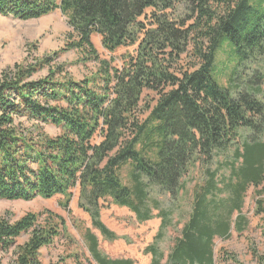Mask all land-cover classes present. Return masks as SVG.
<instances>
[{
	"label": "trees",
	"instance_id": "16d2710c",
	"mask_svg": "<svg viewBox=\"0 0 264 264\" xmlns=\"http://www.w3.org/2000/svg\"><path fill=\"white\" fill-rule=\"evenodd\" d=\"M56 10L68 20V50L99 68L83 81L56 80L53 73L35 80L49 60L1 74L0 201L62 196L68 211L80 188L79 206L105 240L120 239L102 220V202L111 201L139 223L162 219L145 251L150 264H216L215 240L230 238L233 228L244 232L246 193L264 185V0H0L1 17L23 21ZM95 35L110 54L138 45L137 55L113 67L100 59ZM220 52L228 55L226 87ZM185 54L195 63L178 71ZM17 117L53 125L61 134L35 136L16 124ZM239 142L229 177L206 171L192 213L165 254L159 243L171 213L153 192L175 201L197 164H213ZM263 203L258 199L259 211ZM48 215L45 225L42 214L15 223L0 218V252L14 250V264H42V249L66 231L63 218ZM23 235L29 239L18 244ZM84 240L88 264H135L102 252L91 229Z\"/></svg>",
	"mask_w": 264,
	"mask_h": 264
},
{
	"label": "rangeland",
	"instance_id": "374dc122",
	"mask_svg": "<svg viewBox=\"0 0 264 264\" xmlns=\"http://www.w3.org/2000/svg\"><path fill=\"white\" fill-rule=\"evenodd\" d=\"M141 21L146 22V19L143 18ZM69 32L68 20L61 10L28 21L0 16V76L16 64L36 65V63L39 64L49 60V64L35 76V80L43 79L51 73L54 74L56 80L83 81L90 78L98 70L99 64L95 61L84 63L80 52L68 50ZM92 42L100 59L109 61L113 67L119 69L124 66L125 59L129 55H137L138 45L121 48L114 54H110L103 48L100 36H93ZM227 60L228 55L220 52L217 63L218 69L222 73L221 83L225 87L228 86L227 75L229 73L226 67ZM193 63H195L193 57L190 54H185L175 66L178 71L187 70ZM147 95L152 100L156 96L152 92H147L145 96ZM146 98H144V101ZM141 106H143V103ZM148 114L149 112L142 114V120H145ZM16 124L23 125L24 128L34 132L35 136L41 133L55 138L61 134V131L53 125L34 123L23 117H17ZM238 146H242L240 142L227 156L214 159L213 164L209 166L202 167L197 164L185 177V189L175 201H170L169 196L164 198L153 192L152 195L163 202V209L171 213L169 217L170 224L165 230V238L159 243L165 254L169 252L174 238L179 236L192 213L195 192L207 181L208 174L206 171H220L221 180L223 177H229L233 151ZM122 177L125 182H128V170L123 171ZM263 190L264 185L258 189L252 186L249 187L246 193L242 211V215L246 219L244 232L238 233L233 228L230 238H217L215 240L216 264H264V210L259 211L258 209V199L264 201V193L259 197L257 196V191ZM64 201L65 199L62 196L50 200L39 197L29 202L1 200L0 218L15 223L29 214H42L39 223L43 225L46 224V219L49 217L48 213H53L64 219L66 231L55 239L52 245L42 249V264H88L89 260L92 261L84 240V230L86 228L91 229L98 237L99 247L105 254L108 255L112 248L126 247L125 255L140 252L146 257L143 258V261L146 264L151 263L152 255L145 253V251L150 245L154 244L156 235L159 232L156 225L159 222L162 223L161 218L139 223L135 214L127 208H120L111 201L102 202L104 205L101 213L103 222L110 230L120 231L125 239V242H120L121 238L115 241H107L98 230L93 228L91 216L80 208V188L73 191L68 211L62 208ZM155 214L157 215L158 211H155ZM237 216L238 214L234 215V220ZM28 239L29 235H23L17 239V242L23 244ZM14 262V250L0 252V264H14Z\"/></svg>",
	"mask_w": 264,
	"mask_h": 264
},
{
	"label": "crops",
	"instance_id": "0c3cea01",
	"mask_svg": "<svg viewBox=\"0 0 264 264\" xmlns=\"http://www.w3.org/2000/svg\"><path fill=\"white\" fill-rule=\"evenodd\" d=\"M161 222H159L157 225H156V228H158V230H160V227H161ZM113 231L114 233H116L118 236H120V242L124 241V235H122V233L118 230H111ZM125 242V241H124ZM149 246V245H148ZM147 246V247H148ZM119 247V246H118ZM112 251L108 253V256H110L111 258L113 259H131V260H134L135 262H137V264H146L144 261H143V258H146L142 255V253L140 254V252H132L131 254H124L125 250H126V247H119V248H112L111 249ZM121 255V256H120ZM149 263H150V260H149Z\"/></svg>",
	"mask_w": 264,
	"mask_h": 264
}]
</instances>
